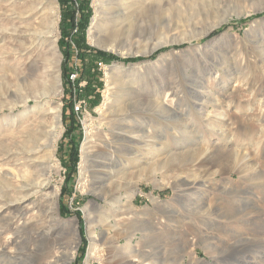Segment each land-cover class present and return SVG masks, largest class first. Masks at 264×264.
<instances>
[{
	"label": "rangeland",
	"instance_id": "obj_1",
	"mask_svg": "<svg viewBox=\"0 0 264 264\" xmlns=\"http://www.w3.org/2000/svg\"><path fill=\"white\" fill-rule=\"evenodd\" d=\"M22 3L21 0H0V30L5 31L0 37V136L9 133L7 123H10L12 118H18L24 110L29 111L42 105L60 106V135L54 151L56 163L47 172L48 186L45 192L50 193L55 188L58 189L55 215L63 221L74 219L77 222L80 239L72 264H122L124 255L121 251L112 249L113 240L117 236L116 232H120L122 236L128 233L130 235L133 227L130 228L127 222H123L125 225L121 223L116 228L111 227L109 233L102 225L99 214H93L86 209L88 205L96 203L107 208V214L113 213L109 208L112 203L101 197L98 179H95L96 175L91 169L97 167V160L103 158L100 151L103 152L101 141L105 134L113 129L112 127L122 125L121 118L113 122L114 118L120 117L114 114L115 109L124 101L130 104L131 109L135 108L137 105L129 101L134 102L139 95L151 94L150 91L160 81H175L172 84L180 91L179 97L174 100L178 104L177 110L183 113L180 117H184L183 123H176L175 130L173 129L178 138L177 152L186 149L188 130L201 131L205 136L203 146L211 151H223L225 148V143L218 141L217 135L201 125L202 118L205 117H200L193 106L198 97L186 93L189 87L203 83L209 89L207 99L211 102L205 103L207 117L211 120H214L215 116L221 120L229 118V125L223 127V131L229 135L233 133L230 145L234 144L233 147L246 151L256 170L264 175V0H161L159 3L150 2V6L147 3L145 7L143 5L135 8L128 14L129 17L125 15L112 20L110 17L106 18L109 14L101 8V0H55L56 45L60 56V85L56 94L42 91L46 85L53 91L55 88L54 78L44 75L47 72L43 57L38 52L39 48L33 47L34 51L30 52L27 59V53L20 55L22 40L14 38L11 34L12 23L15 28H19L39 20L34 19L33 15L24 18L20 16L24 8H27L22 6ZM29 3L27 2V5ZM13 14L20 17L12 19ZM129 21L133 24L130 25ZM257 41H261L260 46H254ZM83 50L85 55L81 56ZM92 50L115 58L107 62L99 61L92 54ZM200 59L207 62L205 71L195 75L197 78L193 81H189L192 79V67ZM53 65L54 63L49 69L55 73L56 68ZM108 76L111 79L107 82ZM23 81L37 83L41 88L28 93L23 87ZM126 83L138 94L127 97L126 94L130 93L131 89L123 87ZM20 94L43 96L39 100L29 98L28 103L24 105L15 103ZM230 98L237 106L240 104L239 111L235 107L226 109L225 102ZM215 99L221 101L218 109L212 104ZM246 101H250L251 106L247 112L243 110L248 106ZM157 117L158 124L154 121L150 123L153 128L150 127L152 131L149 135L152 140L154 137L158 139L149 143L150 145L165 143V138H162L166 135L164 114L158 113ZM131 121L133 120L130 119L129 122ZM219 127L217 126L218 129ZM86 137L89 142L92 141L93 149L99 154L87 161L88 171L80 175L82 146ZM5 139L7 147L12 148L9 134ZM214 143L216 145L213 147ZM148 146L136 152V156L148 163L149 171H145L137 180H131L132 185L129 184L121 190V198L131 194L138 215L150 218L151 223L152 220L156 221L157 229L165 233V236L170 237L172 234L176 241L174 244H168L169 246L166 244V253L163 252L161 257L168 255V261L172 264H178V260L180 262L181 259L176 253L184 245V238L196 235L191 230L183 235L181 223L191 222L193 215L189 210L207 197V203L218 207L214 215L227 213L232 207H250L255 212L248 216L256 218L251 217L253 220L250 224L243 225L238 220L227 222L206 214L203 221L215 228L212 234L221 241L214 252L215 258L205 252L202 244L195 245L191 252L192 256L199 260L196 264H264V180L253 178L254 172L250 169L244 172V179H239V174L233 172L231 177L234 182L231 183L235 184V194L241 200L239 204L233 197L221 192L222 188L227 189L230 185L225 183L226 174L219 173L203 179L208 187L201 186L202 190L187 193L179 192L178 196L176 189L183 185L172 186L174 171L171 173L166 168H154L151 147ZM134 165L135 168L138 167L137 163ZM209 167L214 168L210 163H206L195 166V169L188 173L202 174ZM24 171V167L14 165L12 160L0 161V210L19 196L14 188L19 181L16 174ZM5 172L11 176H5ZM174 197L179 211L184 216L181 223L170 222L167 225L166 218L156 212L155 208L158 204H167ZM9 211H0V228L4 224V214ZM89 214L94 218L91 229L87 227ZM122 216H119L120 220L124 219ZM174 224L179 230L173 227ZM225 233L235 234V237L242 238L243 241L236 243ZM91 236L96 238L93 243L96 252L89 255ZM162 241L164 242L160 244L164 245L168 239ZM131 242H139L142 245L140 233L133 235ZM123 243L125 238L121 237L116 245ZM188 260L186 256L182 262L188 264ZM0 264L28 263L26 260L2 257Z\"/></svg>",
	"mask_w": 264,
	"mask_h": 264
},
{
	"label": "bare ground",
	"instance_id": "obj_2",
	"mask_svg": "<svg viewBox=\"0 0 264 264\" xmlns=\"http://www.w3.org/2000/svg\"><path fill=\"white\" fill-rule=\"evenodd\" d=\"M12 1L16 0H11V2ZM21 1L23 2L22 6H27V8H24L20 16L24 18L33 15L35 16L34 19L39 20H36V23L33 24H24L19 28H15L14 23H12L13 28L11 34L14 38L22 40L20 43V55L27 53V59L30 57V52H32L33 47L39 48L38 52L43 57L45 62L44 67L47 72V74L44 73V75L54 78L55 88L53 91L50 89V86L46 85L42 88V91L46 93L50 91V93L56 94L60 85L58 68L60 56L56 45L57 7L55 5V0ZM159 1L161 0H101V8L109 14L106 18L110 17L109 19L112 20V18L127 16L137 7L143 5V7H145L147 3H149L147 5L150 6L151 3H159ZM27 2H30L29 5H27ZM13 15L12 19H18L20 17L18 14ZM129 24L132 25L133 22ZM3 32L5 31L0 30V37ZM157 45L159 44H156V46ZM260 45L261 41H257L254 44V46ZM52 60H54V62H52ZM196 62L198 63L192 67V79L189 81H193L197 78L194 77L195 75L198 76L199 73L205 71L207 62L202 59ZM52 63H54L53 67L56 68L55 73H52L51 69H49ZM110 79L111 77L108 76L107 82ZM172 83L174 84L175 81ZM172 83L170 81L166 83L165 81L156 83V87L150 91L152 92L151 94H149L150 92H146V94L149 95H139L134 102L129 101L137 105L133 109H131V107H129L130 104L128 105V102L126 103L125 101L121 106H118V108L115 107L116 109L114 112L116 113L114 114L120 117L114 118L113 122L121 118V120H123L121 122L122 125L112 127L113 129H110L109 132L105 134L101 141L103 152L100 151L103 158L97 160V167L95 166V168L91 169L96 175L95 179H98L97 185L98 190L101 191V197L103 199L107 198V200L112 203V205L108 207L113 210V213L107 214L106 211L108 209L96 203L88 206L86 205V209L93 214L98 213L100 219L103 221L102 225L106 227L108 231L111 227L116 228L119 224L121 225V223L125 225L123 222H127L130 228L131 226L133 227L130 235L128 233L122 236L120 232H116L117 236L113 240L112 249L121 251L122 255H124L121 262L122 264H172L168 261V255L163 258L161 256L163 252L167 250L166 244L169 246L168 244H174L176 241H174L172 234L169 237L167 235L165 236V233L159 231L156 221L152 220L151 223L150 218L138 215L132 203L131 194L126 195L124 199L121 198V190L127 188L129 184L132 185L133 182H131V180H137L145 171H149L150 169L147 166V162L141 161L139 156L137 158L136 152L139 150L149 145L148 147H151V158H153L152 163L154 168L157 169L160 167V169L166 168L168 172L174 171L175 175H172L173 177L171 176L172 186H176V184H178L177 186L183 185V187H177L176 189V194L178 196L179 192L187 193L192 190H202L200 189L201 186L203 188L208 187V185L205 184L206 181H203V179L206 176L211 177L219 173L226 174V177H224L226 181H224L226 184L230 185L227 189L222 188L221 192H224L227 196L233 197L236 203L239 204L241 200L237 197V194H235L237 192V190H234L235 184L231 183L234 182L231 177L233 172L239 174V179H244V172L247 171L246 169H250L254 172L252 174L253 178L264 180V175L256 170L253 162L247 157L246 151L240 150L238 147H233L234 144L233 146L230 145V142L233 141L232 136L234 135H232V132L229 135L223 131V127L229 125L227 122L229 118L227 120H221L215 116V119L211 120L210 117H207L208 114L205 109V103L211 102H208L209 100L207 99L209 96V89H207V86L203 83H200L196 87H189L186 93L198 97L196 102L193 103V106L200 117L206 118H202L204 124L201 123V125H203L204 129L208 128L213 134L217 135V140L223 141L225 143V148L223 151H211L209 148L203 146L205 136H203L201 131L194 132L192 130L193 132H190L188 130L187 142L185 143L186 149L181 152L178 151L179 153L177 152L179 149L177 147L178 138L173 129L176 123H183L182 119L184 117H180L183 113L177 110L178 104L174 101L179 97L180 91ZM127 85H129V83H126L123 87L129 89L130 87ZM23 87L26 88L28 93H33V90L41 88L39 84L29 83V81H23ZM130 89V93L126 94L127 97H133L138 94L135 92V89ZM247 91L251 92V90ZM21 94L18 95V98L21 100L18 101L19 99H17L15 103L20 102L26 105L29 98L39 100L43 96L35 94L24 96ZM203 98L206 100H203ZM217 101L220 100L215 99V101L212 102L216 109H218L221 104V101ZM225 103L226 109L235 107L237 111L240 110V104L238 107L232 98L228 99ZM245 103L248 106L243 110L247 112V110L249 111L251 108L249 105L250 101H246ZM35 107L37 108L30 109L29 111L24 110L25 112L18 118H12L10 123H7L9 124L7 130H9L8 134L12 141V148L7 147L5 141V137H7L8 134H2L0 136V161H7V159H9V161H13L14 165L25 168L24 172L20 173V171L16 174L19 181L14 188L19 193V196L14 199L12 203L3 206V209L10 211L4 214V224L0 228V258L7 257L18 261L26 260L28 264H72L75 256V249L80 239L77 222L74 219L63 221L58 215H55V211L57 210L55 198L58 197V189L55 188L52 192L49 191L50 193L45 192V188L48 186L47 172L52 169L56 163L54 151L57 139L60 135L61 109L59 105H42ZM158 113L164 114L166 135L162 138H165V143L163 142L164 144L162 143V145L158 143L150 145L149 143L155 142L158 139L154 137L152 140V137L150 138L149 135V132L152 131L150 129V127H152L150 124L151 121L156 123L159 122L157 117ZM130 119L133 121L129 122ZM217 126H220L219 129ZM199 139L200 141H198ZM91 142H89V138L86 137L82 146L79 165L80 175L88 171L87 161L99 154L97 150L93 149L94 145H91ZM216 142L217 141H215V143ZM215 143L213 147L216 145ZM134 163H137V168H135L136 166ZM206 163H210L217 169H211L212 167H209L208 170L202 174L188 173V171L191 172V170L195 169V166L204 165ZM134 168L135 170H130ZM186 170L187 172H185ZM15 172H17V170ZM171 173L169 175H171ZM4 174L5 176H11L8 172ZM202 192L204 193V191ZM207 201V197H204V200L198 204H194L195 206L193 209L189 210L193 215V218L191 215L192 221L189 223H181V218H183L184 215L179 211L175 197L167 202V204L160 206L158 204L155 208L156 212H160V215L166 218L167 225L170 222L176 224L181 223L182 225L180 227L184 229L183 235L187 234L189 230L194 231L196 234L190 238H184V245L176 253L181 259L180 262L178 260V264H184L182 259L186 256H188L189 259L188 264H196L199 260L192 256L191 250L195 245L197 246L200 244L203 245L206 253L212 254L214 258L216 257L214 256V252L219 247L220 244L218 245V243H220L221 239H218L214 236L215 234H212L215 228L211 227L212 225L208 226L203 221V217L206 214L219 217V219L227 222L238 220L241 221L243 225L250 224L251 220H253L251 217L256 218V216H248L255 212L252 211L250 207H244L243 209L232 207V209L227 210V213L214 215L218 207L207 203ZM183 204L186 205V203ZM173 210L176 211L173 212ZM120 215H123V220L119 219ZM87 219V227L91 229L94 218L89 214ZM173 227L179 230L177 225L174 224ZM180 231L182 230L180 229ZM137 232L141 235L142 245L139 242L135 244L131 242L132 236ZM109 233H111V231H109ZM225 234L229 239H234L236 243L243 241L242 238L235 237V234ZM121 237L125 238V243L116 245ZM95 239L94 236L90 237L91 244L89 255L96 252V248L93 244ZM166 239H168V241H165L164 245H161L160 243L164 242L162 240Z\"/></svg>",
	"mask_w": 264,
	"mask_h": 264
},
{
	"label": "trees",
	"instance_id": "obj_3",
	"mask_svg": "<svg viewBox=\"0 0 264 264\" xmlns=\"http://www.w3.org/2000/svg\"><path fill=\"white\" fill-rule=\"evenodd\" d=\"M84 52H85V50L82 51L81 56H84V55H85ZM92 54L95 56V58H96L97 60H99V61H103V62H107V61H109L110 59L115 58V57H111V56H109V55H107V54H104V53H102V52H99V51H97V50H92Z\"/></svg>",
	"mask_w": 264,
	"mask_h": 264
}]
</instances>
